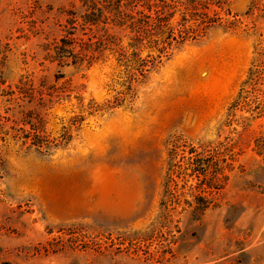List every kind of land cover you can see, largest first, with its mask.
Wrapping results in <instances>:
<instances>
[{"label": "rangeland", "instance_id": "374dc122", "mask_svg": "<svg viewBox=\"0 0 264 264\" xmlns=\"http://www.w3.org/2000/svg\"><path fill=\"white\" fill-rule=\"evenodd\" d=\"M34 1L0 0V44L10 45L4 85L24 71L49 78L59 71L77 89L82 110L73 98L50 110V137L67 128L65 147L50 155L0 144V264H264V165L250 151L264 119L241 135L239 169L218 208L197 220L188 212L172 213L164 226L156 220L167 143L215 139L255 49H264V0H229L235 30L212 29L173 52L137 88L131 108L124 101L92 114L89 102L104 108L123 91L119 68L112 61L38 66L34 42L15 32ZM76 115L80 126L68 128ZM238 120L236 114L218 139L235 138Z\"/></svg>", "mask_w": 264, "mask_h": 264}, {"label": "trees", "instance_id": "16d2710c", "mask_svg": "<svg viewBox=\"0 0 264 264\" xmlns=\"http://www.w3.org/2000/svg\"><path fill=\"white\" fill-rule=\"evenodd\" d=\"M235 16L229 0H68L60 5H42L35 0L26 13L20 14L15 32L16 39L34 42L40 67H89L114 62L120 70L123 91L104 108L89 102L86 110L92 114L112 112L124 101L131 108L137 88L146 85L173 52L202 40L212 29L235 30ZM9 55V43L0 44V144L50 155L65 147L67 128L62 127L61 134L51 138L46 129L48 113L71 98L81 111L80 96L59 71L51 78L24 71L4 85L1 73ZM236 114L241 130L232 129L235 138L219 140L223 127L230 126ZM263 119L264 49H255L247 76L228 105L215 139L168 141L157 223L164 226L174 212H188L197 220L218 208L225 185L239 169L236 162L241 154V135L251 123ZM81 121V115L73 116L67 127L78 129ZM263 127L258 124L250 151L264 165ZM3 172L0 157V178Z\"/></svg>", "mask_w": 264, "mask_h": 264}]
</instances>
